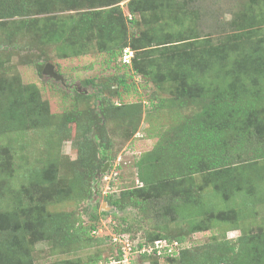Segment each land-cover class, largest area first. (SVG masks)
I'll return each instance as SVG.
<instances>
[{
  "label": "trees",
  "instance_id": "16d2710c",
  "mask_svg": "<svg viewBox=\"0 0 264 264\" xmlns=\"http://www.w3.org/2000/svg\"><path fill=\"white\" fill-rule=\"evenodd\" d=\"M84 1L0 0V41L6 43L17 33H26L31 43L53 45L61 58L84 54L92 45L107 54V63L116 61L130 70L113 75L100 86L113 89V96L118 100L136 93L138 88L145 90L150 83L161 87L166 82L174 90H180L170 103L195 105L198 110L185 116L168 135L136 160L137 178L141 184L121 189L117 197L106 194L104 200L111 209L92 213L88 224L74 218L71 212H49L41 197L35 199L29 194L30 199L25 202L19 192L17 202L11 208L0 209V264H34L31 249L39 241L71 247L90 236L108 237L113 258L120 260L121 245L111 242V232L127 234L131 241L138 239V246L132 247L128 256L132 264H136L139 257L152 264H159V261L170 264H264V229L241 234L234 242L222 240L213 245L212 251L205 249L198 255L193 256L183 248L173 256L160 258L137 250L143 243H152L156 239L185 241L184 236L170 237L163 232L130 233L128 224L115 222L111 231L106 232L99 224V215L114 214L126 207L144 211L150 204L167 202L170 211L186 219L188 233L205 230L206 225L192 219L201 215L199 205L191 211L185 210L190 202L198 203L197 193L189 187L181 189L185 183L191 186L189 182L196 173L207 172L214 182V189L223 195V199L236 195L245 203L251 194L255 195L257 186L246 174L249 164L230 165L228 162L234 156L231 144L250 137L259 142L254 149L255 159L264 158V36L257 39V36L247 35L243 42L225 39L213 44L209 37H200L193 29L187 31L183 23L185 18L182 22L175 20L172 4L166 11L167 24L131 34L129 28L139 24L135 15L157 13L158 3L154 0H87L91 8L79 10ZM122 1L123 5H119ZM252 7L242 9L239 18L233 19L235 28L249 30L257 22ZM56 9L76 10V15L40 16ZM7 18L14 19L2 20ZM163 30L166 33L161 32ZM2 37L5 40H1ZM126 47L131 50L128 62L122 60ZM113 66L117 67L116 64ZM86 82L93 83L91 79ZM148 97L149 104L154 105L155 93L149 92ZM98 100L102 119L86 115L83 123H77L85 134L78 147V167L74 168L68 181L59 186L56 167L52 163L45 168H35L29 180L35 191L41 192L44 186L55 185L54 199L57 201L72 197L77 201L92 198L91 183L96 181V171L106 161L114 159L111 143L104 139L106 135L102 130L105 118L135 113L140 106V103L115 105L103 97ZM66 120L76 121L72 116ZM50 123L47 103L41 100L34 85L21 84L17 78L8 81L0 77V133L20 134L27 129H46ZM234 210L235 207L229 206L220 210L218 216L220 219L231 216L235 220L238 212ZM98 228L102 229L99 235L92 233ZM108 257L97 254L82 263L79 259H63L54 264H98L107 261Z\"/></svg>",
  "mask_w": 264,
  "mask_h": 264
},
{
  "label": "rangeland",
  "instance_id": "374dc122",
  "mask_svg": "<svg viewBox=\"0 0 264 264\" xmlns=\"http://www.w3.org/2000/svg\"><path fill=\"white\" fill-rule=\"evenodd\" d=\"M154 1L159 4L157 13L136 14L135 18L139 24L138 26L136 24V28L135 26L129 28L131 34L139 33L149 27L167 24L166 11L169 9V4H172L175 20L182 22L185 18L183 23L187 31L193 29L198 36L209 37L213 44L225 39L243 42V38L247 35H253L254 38L257 36V39L264 36V0ZM119 3L123 5L124 1ZM251 5L253 6L251 12L257 22L252 24L249 30L235 28L233 19L239 18V12ZM57 6L60 7V5ZM89 8H91L89 1L85 0L79 10L87 11ZM75 11L56 9L53 13L40 16L76 15ZM9 24L11 25L10 22ZM126 24L129 25L127 20ZM161 32L166 33L165 30ZM29 37L26 33H17L6 43L0 41V77L8 81L17 78L21 84L34 85L39 91L41 100L47 103L51 123L46 129H27L20 134L0 133V209L11 208L13 203L17 202L16 195L19 192L21 200L25 202H28L29 194H32L35 199L41 197L45 201V208L49 212H71L74 218L81 220L83 224H88L92 213L96 214L99 210L106 209L103 205L106 194L111 193L117 197L121 189L141 184L137 178L136 160L168 135L185 116L196 112L198 107L170 103L169 100L176 94H180V90H174L166 82L162 83L161 87L150 83L145 90L138 88L136 93L125 95L120 101L113 96V89H102L100 86L113 75L125 70L130 72L128 68L121 67L116 61L107 63V54L97 51L91 44L84 54L61 58L56 54L53 45L31 43ZM1 40L5 38L2 37ZM46 64L52 65L53 72L58 71L60 78L57 79L45 73ZM114 64L117 67L113 66ZM89 79L93 83L86 82ZM149 92L155 93L154 105L149 104ZM98 97L107 98L115 105L140 103V106L135 113L132 111L129 115L115 114L105 118L102 130L106 135L104 139L111 143V154L114 159L108 161L106 171L95 173L96 181L91 183L92 198L77 201L75 197H72L57 201L54 199L55 185L44 186L47 190L43 189L41 192L35 191L29 183L30 174L35 168H45L52 163L56 167L59 186L68 181L74 168L78 167L80 156L78 147L85 134L83 135L80 131L77 123H83L86 115L102 119ZM71 116L76 121L66 120ZM257 144H259L257 139L250 137L241 143L233 142L230 148L234 156L228 163L230 165L249 164L247 178L257 186L255 195L251 194L245 203H242V199L236 195L223 199V195L221 194V197L220 193L214 189V182L207 172L194 174L193 180L189 182L191 186H188V183L181 186V189L189 187L197 193L198 203L190 202L185 210L191 211L199 205L201 215L193 216L192 219L200 220L206 225L205 230L188 233L186 219L175 211H170L166 205L167 202L162 205L150 204L144 211L126 207L122 211H114V214L99 215V224L106 232L111 231L115 222L128 224L130 233L143 235L163 232L170 237L181 234L184 236L187 253L193 256L203 253L205 249L212 251L213 245L221 243L222 240L234 242L241 234L255 233L264 229V158L255 159L254 149ZM229 206L235 207L234 211L238 212V217L235 220H232L231 216L228 219H220L219 211ZM121 218H124V221ZM90 237L71 247H62L50 241L36 242L31 249L33 262L34 264H54L63 259H79L82 263L97 254L101 257L109 256L107 261L102 260V262L113 259L114 253L108 237ZM108 264L116 263L111 261ZM136 264H152V262L139 257ZM159 264L170 263L159 261Z\"/></svg>",
  "mask_w": 264,
  "mask_h": 264
},
{
  "label": "built area",
  "instance_id": "2783aa9c",
  "mask_svg": "<svg viewBox=\"0 0 264 264\" xmlns=\"http://www.w3.org/2000/svg\"><path fill=\"white\" fill-rule=\"evenodd\" d=\"M131 57V50L126 47L123 51L122 60L125 62L129 61V58ZM102 232L101 228H98L97 230H92V233L99 234ZM111 242L117 243L121 245V251H122V259L115 260L110 259L108 262H102L100 261L98 264H108L111 263H118V264H132L130 258L128 257L131 253L132 247H137L138 239L136 240H130L127 234H118L115 232H111L110 234ZM186 248L185 241H179L176 239L173 240H166L163 238L156 239L152 243H143L140 246V249H138V252H147L151 255L157 256L162 258L163 256H173L179 252L180 249Z\"/></svg>",
  "mask_w": 264,
  "mask_h": 264
},
{
  "label": "water",
  "instance_id": "95a60500",
  "mask_svg": "<svg viewBox=\"0 0 264 264\" xmlns=\"http://www.w3.org/2000/svg\"><path fill=\"white\" fill-rule=\"evenodd\" d=\"M44 72L47 73V74L52 75L54 78H57V79L60 78V75H58L57 73L53 72V70H52V65H50V64H46V65H45ZM107 165H108V161L105 162L104 166H103L100 170H97V171H96L97 174H98L99 172H104V171H106V166H107ZM105 204H106V202L104 201V202H103V205L105 206V208H106V209L109 208V207L106 206Z\"/></svg>",
  "mask_w": 264,
  "mask_h": 264
}]
</instances>
